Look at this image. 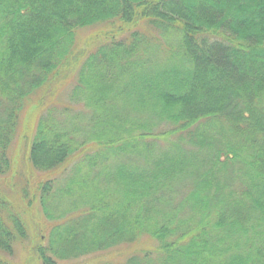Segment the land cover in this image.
Masks as SVG:
<instances>
[{
	"label": "trees",
	"instance_id": "1",
	"mask_svg": "<svg viewBox=\"0 0 264 264\" xmlns=\"http://www.w3.org/2000/svg\"><path fill=\"white\" fill-rule=\"evenodd\" d=\"M0 177V264H264V0H0Z\"/></svg>",
	"mask_w": 264,
	"mask_h": 264
},
{
	"label": "rangeland",
	"instance_id": "2",
	"mask_svg": "<svg viewBox=\"0 0 264 264\" xmlns=\"http://www.w3.org/2000/svg\"><path fill=\"white\" fill-rule=\"evenodd\" d=\"M95 29H87L85 31L80 32L79 34V41L83 43V40L86 39L87 35H90L92 32H94ZM21 149V148H20ZM18 152V151H17ZM16 156V155H15ZM23 158V153L21 155V157H18L16 159H22ZM21 167L18 169L20 170ZM18 182V181H17ZM8 181L4 178V177H0V195L3 197H12L15 196L16 197V193L11 194V189H10V185H8ZM20 181H19V188H16V192L20 189ZM15 191V190H14ZM13 201V203L15 205H19V198H11ZM42 213L39 212V210H37L36 208L31 210V222H30V232L34 233L37 230H40L41 232H43L42 229H40L41 227H43L45 224H48L46 221L43 220L42 218ZM28 219H30V215L28 214ZM47 231V230H46ZM44 245H46V242H44ZM33 250V244L31 243V234H30V238L23 242L20 243L17 248L16 251H14V255L13 257H10L11 262L13 264H38L36 257H34V253L30 252ZM34 254V255H33ZM87 258L84 259H79L76 261H69L68 263L65 264H78V263H82L84 261H86ZM92 260H90L89 262H91ZM63 264V263H61Z\"/></svg>",
	"mask_w": 264,
	"mask_h": 264
}]
</instances>
